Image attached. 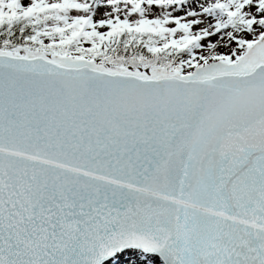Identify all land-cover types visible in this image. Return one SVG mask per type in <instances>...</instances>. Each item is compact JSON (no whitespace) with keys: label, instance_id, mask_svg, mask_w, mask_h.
<instances>
[{"label":"snow or ice","instance_id":"snow-or-ice-1","mask_svg":"<svg viewBox=\"0 0 264 264\" xmlns=\"http://www.w3.org/2000/svg\"><path fill=\"white\" fill-rule=\"evenodd\" d=\"M0 264H264V0H0Z\"/></svg>","mask_w":264,"mask_h":264}]
</instances>
